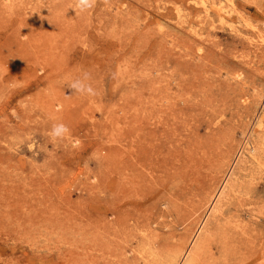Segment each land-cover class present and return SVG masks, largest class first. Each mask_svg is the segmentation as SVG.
I'll return each instance as SVG.
<instances>
[{
	"label": "rangeland",
	"instance_id": "1",
	"mask_svg": "<svg viewBox=\"0 0 264 264\" xmlns=\"http://www.w3.org/2000/svg\"><path fill=\"white\" fill-rule=\"evenodd\" d=\"M190 249L264 264V0H0V264Z\"/></svg>",
	"mask_w": 264,
	"mask_h": 264
},
{
	"label": "bare ground",
	"instance_id": "2",
	"mask_svg": "<svg viewBox=\"0 0 264 264\" xmlns=\"http://www.w3.org/2000/svg\"><path fill=\"white\" fill-rule=\"evenodd\" d=\"M258 125L259 126H261L262 124H263V118H260L259 120H258ZM256 146L255 145H253V144H251V146L247 149V152L249 151L250 152V154H254L255 153V151H256ZM259 149V148H258ZM247 154H249V153H247ZM253 160V159H252ZM232 174V173H231ZM230 178V177H229ZM229 178L226 180V182L224 183V186L225 187H223V189H221L219 192H218V194L217 195H215V197H214V199H213V201H212V204H211V208H212V210H214L215 208V210L217 211V208H218V206L220 205V203H219V201L221 200L220 199V197H222V195L224 194V191H225V188H226V186H227V182H228V180H229ZM196 243V241H194V243H193V245ZM192 245V246H193ZM198 245V247H200L199 246V243L197 244ZM195 246H196V244H195ZM197 247V246H196ZM181 252H178V253H175V255L173 256V258H172V261H171V264H193L194 263V260H195V258H194V256H195V251L193 252L194 254H191L190 255V253H191V249H190V251L189 250H185L183 253H181Z\"/></svg>",
	"mask_w": 264,
	"mask_h": 264
},
{
	"label": "clouds",
	"instance_id": "3",
	"mask_svg": "<svg viewBox=\"0 0 264 264\" xmlns=\"http://www.w3.org/2000/svg\"><path fill=\"white\" fill-rule=\"evenodd\" d=\"M95 0H77V7L80 8L81 11H84L88 8H91L94 4ZM71 87L76 88L81 92H87L88 94H95L91 86H87L80 81L72 84ZM67 132V129L64 125H57L54 128V135L59 136L63 133Z\"/></svg>",
	"mask_w": 264,
	"mask_h": 264
}]
</instances>
